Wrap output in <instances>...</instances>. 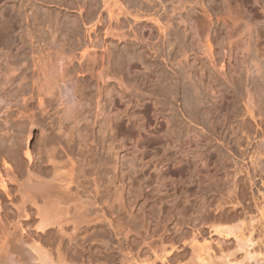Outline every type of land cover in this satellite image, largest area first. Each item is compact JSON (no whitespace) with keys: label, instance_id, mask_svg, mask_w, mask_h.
I'll return each mask as SVG.
<instances>
[{"label":"rangeland","instance_id":"374dc122","mask_svg":"<svg viewBox=\"0 0 264 264\" xmlns=\"http://www.w3.org/2000/svg\"><path fill=\"white\" fill-rule=\"evenodd\" d=\"M0 174L12 237L59 198L101 263L264 264V0H0Z\"/></svg>","mask_w":264,"mask_h":264},{"label":"bare ground","instance_id":"6f19581e","mask_svg":"<svg viewBox=\"0 0 264 264\" xmlns=\"http://www.w3.org/2000/svg\"><path fill=\"white\" fill-rule=\"evenodd\" d=\"M111 9H109L110 15L114 13L113 12L114 9L112 11H111ZM55 40L56 39L53 38V43L56 44ZM57 40H58V38H57ZM57 43H59V42H57ZM60 44H62V43H60ZM58 52H60V51H58ZM94 53H95V51L93 52V54H91V53L90 54L95 56L96 53L95 54ZM62 54L64 55V53H62ZM111 54L112 53H110L109 55L107 54L108 55L107 61L109 63L111 62V58H110V57H112ZM59 55H61V54H59ZM59 55L57 56L58 58H59ZM63 60H64V57H60L58 61L61 63ZM61 66H63V65H61ZM102 66H103V64H102ZM111 72L112 71H110V69L107 70L103 66L98 74L101 78H103V77L108 78L109 74L112 75ZM114 75H116V74L114 73ZM110 77H112V76H110ZM62 94L67 96L68 100L70 102L74 100L75 93H73V89H71L67 84H65V86L63 87ZM25 102L26 101H24V105L26 104ZM26 154L28 157H30V150L29 149L26 151ZM0 176H1V174H0ZM5 183H6V181H5L4 177L1 176L0 177L1 189L8 190L5 186L7 183L6 184ZM30 187H33L40 192H42L44 190V186L42 184L35 183V184H32V186H30ZM1 193H3V191H1ZM9 193H10V191L9 192L6 191V194L4 193L6 196L3 199L11 198L12 194L11 193L9 194ZM38 194H40V193L38 192ZM1 195L3 196V194H0V264H105L103 262L102 263L99 262L98 259H95L94 254L92 257V254H89V252H88L89 256L85 257L84 252H86V251L83 249L81 250V248L79 250V248H78V247H82L84 244V243L82 244L80 241L86 240V236H87L86 229L84 228L83 232L80 234H79V232H81L80 231V230H82L81 228H83L85 226L84 225L82 227L83 224H81V223H83V222L86 223L87 222L86 219H88V217L91 216L90 212H89V215H86L88 213H86V212L82 213V211L79 212L77 210L79 213H82L84 215H82L80 217L81 214L78 213L79 216L76 214L78 217H74L76 215L73 214V216H72L70 214L71 213L70 209H68L71 207H65L64 205L62 206V204H64V201L62 203V201H60L61 199L57 198V200H54L51 207L46 206L47 204H45V205L41 204V206L36 207L37 208V216H39L38 220L40 222L36 226V229H37L36 233H35L36 238H34V237L32 238V236L27 233L24 226H20L21 227L20 232L19 233L17 232L18 233V234L16 233L17 235L15 233H13L14 232L13 231L12 233L14 234V236L12 237L10 234L11 231H7L9 229L4 227L5 220H3L2 210L4 207L2 205V201L5 202V200H2ZM25 195L26 194H24L23 197L26 199L28 197L29 201L32 199L31 200L33 202L32 204H38L34 200L35 198H33L32 196L25 197ZM41 195H42V197L44 196L43 193H41ZM23 197L21 199H23L25 202L21 201L20 205H22V206L19 207L18 211L19 210H20V212L22 211L24 213V214H22V216L25 217L27 220H30L32 218V216L28 212V209H23L24 211L21 209L24 206L23 204L28 201V200L24 199ZM11 199L13 200V198H11ZM33 200L35 201V203ZM22 202H24V203L22 204ZM76 209H77V207L75 208V210ZM75 210H74V212H75ZM71 211H72V209H71ZM93 211H95V210H93ZM20 212H19V214L21 216L22 212L21 213ZM4 215H5V213H4ZM5 217L6 216H4V219H5ZM80 219H82V221H80ZM3 221H4V223H3ZM88 221H90V220H88ZM72 222H73V227H72L73 230L70 232V230L68 231V228H69L68 226ZM79 225H81V226H79ZM86 228H88V227L86 226ZM78 229H80V230H79V232H77L78 233L77 234L76 231ZM215 230L220 233L219 234L220 236L221 235L230 236L233 234H235V236L237 235L235 233L234 229L229 228V226L217 227ZM15 231H18V230H15ZM252 233H253L252 230H248L247 233H242L241 236L237 235L239 242L242 245L246 244L248 249H249V247L254 245V238L252 237L253 236ZM211 239L212 238H209V239L204 238L203 242H199L200 244L197 246V248H199L200 250L203 248L204 252L201 255L198 254L199 255L198 259L200 260V262L202 264H221L219 262V260L217 262V259H215L217 257L216 256L217 254L212 249V246H211L212 240ZM66 241H68V242H66ZM196 241L198 242L199 240L196 239ZM64 243H68L66 247L64 246V245H66ZM47 245H50V246L57 245L56 255L54 254L55 252H52V250L50 248H47ZM205 249H206V251H205ZM220 250H222V249H220ZM227 261L224 263L232 264V262L229 263V261L228 262Z\"/></svg>","mask_w":264,"mask_h":264}]
</instances>
